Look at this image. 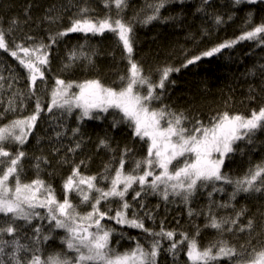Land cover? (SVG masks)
Returning a JSON list of instances; mask_svg holds the SVG:
<instances>
[{
	"label": "trees",
	"instance_id": "obj_1",
	"mask_svg": "<svg viewBox=\"0 0 264 264\" xmlns=\"http://www.w3.org/2000/svg\"><path fill=\"white\" fill-rule=\"evenodd\" d=\"M159 0H127L128 6L122 15L125 21L133 26L132 60L142 66L145 74H151L153 81L160 78L159 69L164 67L179 68L173 71L165 81L161 99L154 102L153 107L167 106L171 111L184 113L188 117L187 126L199 119L207 124L218 113L228 111L231 114L249 116L252 110L264 106V44L258 41L243 40L231 48L221 50L212 57H204L194 65L182 67L192 55L225 41L237 39L243 32L264 23V0L248 3L241 0H166L160 9L159 18L150 23H143L146 15L152 14L149 5H156ZM87 7L93 19L103 18L109 10L104 7L103 0H0V28L6 33L9 49L24 43H33L27 36L35 38V42L50 44L48 39L58 31L70 26L71 19L77 18L79 9ZM112 15L115 17L113 6ZM59 17L55 23L46 17ZM222 18L220 24L216 17ZM15 20L17 23L13 24ZM11 27L12 31L9 32ZM83 51L91 56V62L84 58L70 61L73 51L78 54ZM21 55H23L21 53ZM128 54L123 49L118 37L106 31L103 35L91 33H68L58 38L49 49V64L42 68L43 81H37L36 96L41 98L44 111L41 112L36 127L22 146L26 153L22 164L24 172L22 180L30 182L37 175L55 189L58 199H63L62 183L71 173L74 165H81L80 171L84 175H99L104 172L105 165L118 167V161L125 147L128 153L125 171L134 167V161L147 155V144L133 135V131L126 123L113 127V120H119V115L111 112L101 114V119L79 120V110L71 114L63 110L47 111L50 102V91L55 85V79L83 82L88 79H99L107 86H119V77L128 74L130 68ZM70 65L69 67H65ZM27 72L16 61L10 52L0 49V126L17 118H23L33 113L36 97L27 98L29 81ZM11 85V87H9ZM19 93L20 95H16ZM15 100L16 111L4 110L9 100ZM23 100V103H21ZM79 132L73 134V129ZM57 133L61 135L57 136ZM101 140H107L109 147L100 145ZM80 147L74 152L68 151ZM15 152L17 145H6ZM234 151L225 158L222 172L233 180L244 176L249 169L264 163V128L257 130L251 140L245 138L234 144ZM37 158H40L39 160ZM183 159V158H181ZM46 161V162H45ZM39 163V169L36 165ZM174 165L177 162H173ZM101 181L100 186L107 185ZM223 191L213 192V185L199 187L187 204L179 196H169L163 200L158 193L147 189L134 200L135 192L140 190L138 184L133 185L125 199L132 207L129 216L138 213L144 219L146 228L159 232L161 227L167 231L174 230L176 239H181L180 233L195 236L201 248L217 239H224L238 248L251 239L264 242V192L238 193L231 199L234 185L223 181H216L214 185ZM212 192L211 197L209 193ZM70 199L79 205L78 210L86 212L90 206L81 205L79 198L73 193ZM229 205L219 207V205ZM113 209L118 206L117 201H110ZM108 204L101 205V210H107ZM218 217H234L242 209L244 215L239 219V225H246L248 220L254 222L249 233L225 231L222 236L212 228L205 227L208 223L209 207ZM189 209L192 215H189ZM41 216H46L45 209H37ZM150 213L151 218L145 215ZM114 215V211L110 213ZM7 217L0 215V223ZM102 223L112 228L111 247L117 252H124L135 247L140 242L148 247L151 237L141 229L117 224L115 220H105ZM21 230L17 233L21 243L31 244L33 229L41 228V236L50 239L40 243V255L47 257L56 253L68 252L62 243L66 233L63 229H56L48 219L34 218L31 224L17 221ZM237 226V227H238ZM227 227V226H226ZM197 230L199 235L196 236ZM134 238V239H133ZM10 240L12 237L5 236ZM162 249L157 264H189L186 253L181 246L175 256L167 251L169 241L163 239ZM6 251H10L7 249ZM23 255V254H22ZM219 264H230L221 260Z\"/></svg>",
	"mask_w": 264,
	"mask_h": 264
},
{
	"label": "snow or ice",
	"instance_id": "obj_2",
	"mask_svg": "<svg viewBox=\"0 0 264 264\" xmlns=\"http://www.w3.org/2000/svg\"><path fill=\"white\" fill-rule=\"evenodd\" d=\"M204 2L207 3L208 0ZM235 2L239 4L241 0ZM247 2L255 3L256 0ZM165 3L166 0H159L156 5H149L152 14L146 15L142 22L146 24L158 19L160 9ZM103 4L109 10L103 18L93 19L87 15L90 10L81 7L79 15L71 19L69 27L49 36L50 44L35 42L34 37L27 36L28 41L34 42L27 46L19 43L15 45L14 50L9 49L6 33L0 28V49L10 52L26 70L28 74L26 79L29 81L27 98L36 97L32 114L0 126V215L7 217L6 221L0 223V264H157L163 239L170 242L167 251L173 256L182 250L181 246H185L183 250L189 264H219L221 260H227L230 264H264L262 241L257 240V244L254 245L249 239L238 248L227 240L217 239L201 248L195 236L189 237L187 233H180L181 239L177 240V233L174 230L167 231L161 227L159 232H155L145 227L144 219L138 213L133 212L129 216L128 210L132 205L125 197L135 184L140 186V190L135 192L134 200L147 188L154 194L158 193L165 201L169 196H179L186 204L199 187H207L210 183L213 185V192L223 191L214 186L216 181L234 185L231 199H235L241 192H264V163L257 164L244 176L235 180L222 172L225 158L235 150L234 144L245 138L251 140V136L257 130L264 128V106L252 110L249 116L224 111L212 117L207 124L197 119L190 127L186 124L188 117L184 113L173 112L166 105L153 107L154 102L159 101L162 96L157 89H163L169 74L180 69L170 66L159 69L160 78L153 81L151 74H145L142 66L132 60L133 26L130 21H125L122 15L128 6L127 0H103ZM113 6L115 17L111 12ZM46 19L55 23L59 17L48 16ZM221 22L222 18L217 16L216 23ZM12 23L15 24L17 21L13 20ZM11 31L10 27L9 32ZM106 31L114 33L127 52L130 65L128 74L119 77L118 87L107 86L99 79L77 83L56 78L55 85L50 91L47 111L51 113L53 109H57L71 114L74 110H79L78 119L82 121L85 118L101 119V114H108L111 110L120 117L119 120L114 118L113 127L126 123L132 129L133 135L147 144V155L135 160L134 167L126 172L125 163L131 150L125 147L119 158L118 167L105 165L104 172L98 176L81 173L80 167L84 164V161H81L72 167L71 173L63 180L61 200L57 198L51 184L46 183L39 175L30 182L22 180L24 172L22 161L26 156L22 146L27 142L41 112L44 111L41 98L36 96L37 81L44 79L42 68L49 64V49L58 38L68 33L103 35ZM243 40L264 44V23L243 32L235 40L225 41L200 54L192 55L182 67L194 65L202 58L212 57L222 49L231 48ZM81 57L91 62V56L82 50L79 54L73 51L69 60L75 61ZM3 79L4 77L0 76V80ZM73 88L78 91H73ZM4 111H16L14 99L8 101V107ZM77 132L79 128L73 129V134ZM59 135L61 133H57V136ZM6 145L18 147L13 152ZM100 145L109 147L107 140H101ZM79 147L80 144L77 143L75 148H69L68 151L74 152ZM174 161L177 162L175 165ZM36 167L39 169V163ZM101 181L108 183L102 187ZM73 193L79 198L81 205L90 206L89 211H78L79 205L70 199ZM211 195L212 192L209 193L210 197ZM110 201H117L118 206L113 209ZM102 203L109 205L107 210H101ZM37 209H45L46 216H41ZM113 211L114 215H110ZM192 214V210L189 209V215ZM145 215L151 218L150 213ZM242 215L243 209L234 217L218 218L210 206L205 227L215 229L220 236L225 231L234 230L251 233L254 227L253 220L249 219L246 225L238 226ZM36 217L48 219L54 228L63 229L66 235L62 243L66 245L68 252L74 255L56 253L42 257L38 245L50 237L41 236L40 227L33 229L31 244L21 243L17 236L21 230L17 221L31 224ZM106 219L141 229L151 237L149 246L145 247L137 242L135 247L117 252L111 247L113 229L102 223ZM198 235L199 230L196 233V236ZM5 236L12 239H4ZM7 249L10 251H6Z\"/></svg>",
	"mask_w": 264,
	"mask_h": 264
},
{
	"label": "rangeland",
	"instance_id": "obj_3",
	"mask_svg": "<svg viewBox=\"0 0 264 264\" xmlns=\"http://www.w3.org/2000/svg\"><path fill=\"white\" fill-rule=\"evenodd\" d=\"M247 1V0H246ZM256 1H260V0H256ZM239 42V41H238ZM235 45V44H234ZM223 50V49H222ZM217 54V53H216ZM73 91H78L77 89L73 88ZM151 179V178H149ZM79 211V210H78Z\"/></svg>",
	"mask_w": 264,
	"mask_h": 264
}]
</instances>
